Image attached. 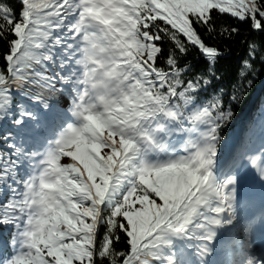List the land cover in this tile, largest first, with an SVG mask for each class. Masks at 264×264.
I'll use <instances>...</instances> for the list:
<instances>
[{"label": "snow or ice", "instance_id": "1", "mask_svg": "<svg viewBox=\"0 0 264 264\" xmlns=\"http://www.w3.org/2000/svg\"><path fill=\"white\" fill-rule=\"evenodd\" d=\"M0 264H264V0H0Z\"/></svg>", "mask_w": 264, "mask_h": 264}]
</instances>
